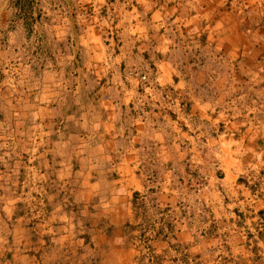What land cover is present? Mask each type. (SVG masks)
I'll return each instance as SVG.
<instances>
[{
  "label": "crops",
  "instance_id": "0c3cea01",
  "mask_svg": "<svg viewBox=\"0 0 264 264\" xmlns=\"http://www.w3.org/2000/svg\"><path fill=\"white\" fill-rule=\"evenodd\" d=\"M258 100L264 0H0V218L15 221L9 234L30 232L13 193L36 171L72 198L47 189L59 244L85 215L127 264L139 233L161 252L164 235H194L198 185L214 218L200 176L219 171L237 190L223 189L219 217L252 215L259 246L264 194L241 175L264 160Z\"/></svg>",
  "mask_w": 264,
  "mask_h": 264
},
{
  "label": "rangeland",
  "instance_id": "374dc122",
  "mask_svg": "<svg viewBox=\"0 0 264 264\" xmlns=\"http://www.w3.org/2000/svg\"><path fill=\"white\" fill-rule=\"evenodd\" d=\"M263 102L255 101V118H259V120L264 119L263 108L260 106ZM257 124L255 122V125ZM244 156L251 158L247 154ZM255 170L257 171L255 172ZM255 170L242 172L241 175L250 182L253 178H258V190L264 194L263 158L258 160ZM218 173L219 171H214L212 173L214 179L210 181L207 175L204 174V177L201 174L200 176L212 184L213 188L209 187L211 193H213V189L215 190V194L212 195L210 193L211 201L213 202L211 213L214 214V218L209 219L210 223L206 224V227L210 228L211 234L205 235L200 232L201 230H206L204 223L209 220L201 215L204 212V204H199L198 198L201 196L203 189L201 190L200 185H198L192 194L194 196L192 198H195V211L198 214L195 219L196 230L194 235L192 234V237L188 235L182 236L180 233L174 238L164 235L163 237L169 242L172 241V247L167 252H161L159 250L160 246L154 241L153 234L139 233L133 243V254L128 258L127 264H264V235L259 236L258 242L260 245L257 246L255 244L256 238L254 237L255 229L251 227V222L255 221H253L252 215L246 213L245 218L241 222H239L237 214L235 217H231L232 214L226 211H223V214L219 217L222 213L219 209L222 194H225L223 189H227L229 195L233 197L237 196V190L232 187H224L223 180L220 179ZM34 174L35 180L30 184L29 189L25 186L20 193H13L19 198L15 203L14 209L20 208V212H23L25 217L23 221L29 227L30 232L26 235L22 234L20 237L16 234L13 235V233L9 234L7 228H11V223H15V221L0 218V264H119L118 259L113 256V252L103 248L107 245L98 243L94 233L89 232L90 227L85 215H81L82 217L77 221V223L81 222L78 228L74 220L73 231L69 234V240L59 244L60 242L56 240L59 232L53 234L59 223L49 217V202L51 199L47 200V189L52 193H58L60 187H55L53 184L51 189L50 187L47 188V185L50 186L49 181L43 184V181L37 178L38 172L35 171ZM226 182H229V180ZM24 183L27 184V182ZM63 192L62 190L61 193L59 192L56 195V200L59 199L58 204L65 197H67V200H72L68 194L67 196L62 194ZM49 197L51 198L52 195ZM200 199L203 200L202 197ZM72 204H67V207H72ZM258 206H260V203L257 204ZM0 212H2L1 204ZM213 220L215 221L212 222ZM259 223L260 227H263L264 222L260 221ZM50 226L53 232L48 229ZM247 226L251 230H248ZM44 230H49L50 235L42 232ZM247 231H253V233L249 232L247 234ZM185 237L192 238L188 242V247L181 244ZM51 238H54L56 243ZM207 251L211 252L206 253Z\"/></svg>",
  "mask_w": 264,
  "mask_h": 264
}]
</instances>
